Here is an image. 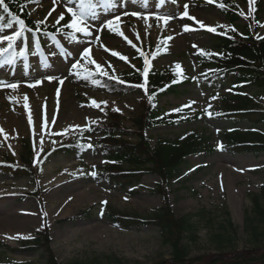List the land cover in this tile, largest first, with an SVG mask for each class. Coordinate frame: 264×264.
Wrapping results in <instances>:
<instances>
[{"label":"rangeland","instance_id":"374dc122","mask_svg":"<svg viewBox=\"0 0 264 264\" xmlns=\"http://www.w3.org/2000/svg\"><path fill=\"white\" fill-rule=\"evenodd\" d=\"M225 1L239 13L240 28L245 27L247 19L253 17V3L250 0ZM260 1L263 26L255 34L257 39L264 36V0ZM81 2L26 0V9L37 24L65 26L72 18L67 9L71 7L79 18ZM216 2L92 0L91 6L83 4L86 23L82 25L91 35L81 32L74 39L50 36L40 41L30 34L16 41L13 49L22 53L31 46L32 52L28 56L22 53L15 62L0 63V129L3 130L0 132V164L4 160L19 162L27 142L32 146L35 162L49 153L38 179H11L0 174V244L11 248L4 250L0 246V264H46L44 246L47 241L59 264L96 260L98 264H109L108 259H118L122 264L173 261L159 228L146 224L115 225L108 215L119 212L149 218L167 208L176 220L203 211L210 213L205 218H194L199 221L198 240L183 241L191 257L202 263L221 253L236 261L232 258L246 249H263L264 252V240L259 247L249 242L250 229L245 221L247 211L253 215L252 196L264 190V153L234 155L221 149L228 141L227 131L256 138L264 135V125L257 128L242 123L233 129L230 122L209 117L186 120L200 112L223 110L241 102L234 98L235 93L228 86L206 90L198 82L202 76L200 54L207 50L219 54L215 37L221 33L234 34ZM133 12L138 15H132ZM61 13L64 20L57 24ZM103 18L113 20L111 29L101 23ZM209 28L215 31H208ZM14 32L1 31L0 37ZM120 32L123 36L118 34ZM5 47L7 41L0 44V48ZM157 48L163 54H156ZM139 54L144 57L143 73L151 69H172L193 81L160 99V117H173L174 123L161 124L146 133L151 148L162 141L176 142L197 132L208 139L207 145L213 150H202L187 157L185 166L167 183L158 175L145 173L137 184L122 190L96 180L110 163L93 150L82 160L50 151L71 144L77 137H82L87 145H95L100 138L93 128H104L113 122V115L126 130L117 134L118 139L138 141L137 135L127 130L135 131L134 121L142 115V101L148 97L146 86L141 84L136 92L127 95L109 94L97 86L82 84L79 75L90 72L107 80L126 81L141 68ZM9 84L17 87L12 89ZM243 97L251 101L250 107L264 111V97L257 92L249 91ZM90 130L92 134H87ZM83 194L86 197L77 200ZM65 200L64 207L72 210L64 215L51 214V206ZM102 201L107 203L102 204ZM261 205L264 208L263 199ZM224 210L230 213L237 235L224 222ZM208 218L213 220L209 222ZM223 222L231 241L220 244L213 234L222 233ZM45 230L48 238L44 241L40 233ZM37 240L40 246L33 253L22 251L23 243L33 244ZM249 260L240 263L264 264L249 263Z\"/></svg>","mask_w":264,"mask_h":264},{"label":"trees","instance_id":"16d2710c","mask_svg":"<svg viewBox=\"0 0 264 264\" xmlns=\"http://www.w3.org/2000/svg\"><path fill=\"white\" fill-rule=\"evenodd\" d=\"M8 5V12L0 8V25L7 27L19 28L14 17L23 19L25 22V31L23 33L37 30L41 34L45 32L67 34L71 29L67 27L44 28L37 26L30 15L26 11V0H5ZM253 17L247 19V25L240 28V15L225 0H217L216 5L220 12L230 22L234 34H220L215 37V44L219 54L211 51L204 52L199 56V66L203 74L199 80L200 85L204 89L218 90L224 86H229L234 91V98L239 99L240 104L228 106L220 111H211L208 115L214 119L230 122L233 127H237L242 123L250 124L253 127L264 125V111L254 107H250V100L244 99L243 94L249 91L257 92L258 95L264 97V36L257 39L255 34L261 29L263 23L260 18L262 13V3L260 0H252ZM161 46L160 44L158 45ZM156 49L155 53H161L162 50ZM163 53V52H162ZM161 53V54H162ZM138 61L140 69L129 77L126 81H113L98 77L94 74L87 73L81 76L84 83L94 85L104 89L109 94L127 95L134 93L144 81L148 92L147 100L142 101L143 112L135 121V131L127 130V132L135 133L138 137L136 143L119 140L117 134L124 133L126 130L119 125L117 116L113 115V122L104 128H94L95 132H103V137L99 145L94 147L96 153H101L113 162L108 167L100 179L107 181L110 185L126 189L128 186L138 183L142 175L145 173L158 175L163 182L167 183L173 180L187 162V157L196 152L205 150L212 151V147L208 146V139L202 137L199 133L193 132L186 138L176 141H162L154 149L151 148L150 142L146 139V133L151 129L165 123H174L173 117H160L159 101L161 98L170 93H176L180 87L193 83V81L185 74L176 70L159 71L151 69L143 77L141 70L144 65V57L139 54ZM246 102V103H245ZM200 113L199 116H202ZM203 114L202 117H204ZM198 119L194 117L193 120ZM182 122V121H180ZM227 144L223 146V150L231 154H253L258 155L264 153V135L256 138H248L240 135V133L231 130L226 134ZM25 154L20 158V163L4 160L0 165V173L7 174L13 178L24 176L35 177L37 168L34 167L33 151L30 143H25ZM88 150L83 146L80 140H76L69 145H63L54 152L65 155H75L82 158L83 154ZM264 201V190L260 195L252 196L253 215L249 211L246 213V225L250 229V243L259 247L264 240V208L261 201ZM210 213L200 212L197 214H189L181 219L174 217L167 209H162L149 218L131 217L129 215L110 212L109 216L116 224H123L125 227L139 226L140 224L153 225L161 230L163 243L169 246L173 261H162L157 264H242L249 260L252 262H264L263 249H246L242 253L234 256L229 260L226 254H219L213 260L203 262L198 258L191 257L190 249L183 244L184 239L189 243L198 240L199 221L194 218H205ZM227 226L237 235L234 224L230 218V213L224 210ZM209 219V218H208ZM213 218L209 219L211 222ZM220 225L222 233L213 234L217 243L223 244L230 242V233L227 226ZM44 241L48 238V232L42 231ZM48 241L45 242V259L46 264L57 263L53 252L48 248ZM4 249H11L8 246L0 244ZM40 246V241L30 244L23 243L21 248L24 253H33ZM109 260V264H122L120 260ZM70 264H98V261L86 263L83 261H73Z\"/></svg>","mask_w":264,"mask_h":264},{"label":"snow or ice","instance_id":"6c2138e0","mask_svg":"<svg viewBox=\"0 0 264 264\" xmlns=\"http://www.w3.org/2000/svg\"><path fill=\"white\" fill-rule=\"evenodd\" d=\"M55 2V0H54ZM252 2V0H250V3ZM81 12L79 13V18H77V13L73 11V9L71 7H69L67 9V12L68 13H71V22H66V27L69 28V29H74L75 32L77 33H83L85 36H88V35H91V32L87 30L86 27H82V25H84L86 22L84 20V11H83V8H84V5H83V0L81 2ZM0 8H3V10L5 12H8L9 9H8V5L5 3V0H0ZM132 15H138V13L136 12H133ZM185 16L188 15L187 11H185L184 13ZM14 19L16 20V23L19 24L20 26V31H16L14 32L13 35H4L3 37H0V44L4 43L5 41H7V47L5 48H0V56H2L5 52H7L9 49H11L14 44L16 43V41L22 37L23 35V32L25 31V22L23 19H19V18H16L14 17ZM120 19L119 15L116 16V20L118 21ZM64 20V14L61 13L59 14V19L56 20V23L59 24L60 21H63ZM167 23V21H165ZM101 23H106L107 26L109 27V29H111L112 27V24H113V20L111 19H107V18H103L101 19ZM201 27H204L203 24H201ZM187 30V29H186ZM29 31H31L29 29ZM208 31H215L214 28H209ZM233 31H235V29H233ZM120 35L123 36V32H120L118 33ZM170 39V37H169ZM129 43H131L129 41ZM113 55H118L117 53L113 52ZM122 59H124V57H121ZM73 67H76L77 65L73 64L72 65ZM97 67H99V65H97ZM60 83H63V81H60ZM8 87L12 88V89H15L17 87L16 84H9L7 85ZM95 104V101L93 102ZM31 117L29 118V123H31ZM3 130L0 129V132H2ZM93 176H95V172L91 173ZM102 204H106L107 202L106 201H102L101 202Z\"/></svg>","mask_w":264,"mask_h":264},{"label":"bare ground","instance_id":"6f19581e","mask_svg":"<svg viewBox=\"0 0 264 264\" xmlns=\"http://www.w3.org/2000/svg\"><path fill=\"white\" fill-rule=\"evenodd\" d=\"M85 197L86 196L83 194V195L79 196L77 198V200H83ZM71 201H73V200H71ZM66 202H67V200H65V202L64 203H61L60 205H57V206H53L52 205L51 206V211H50L51 214H57V213H59V214L64 215V214L70 212L72 210L71 208L64 207V205L66 204ZM72 207H76V205H72Z\"/></svg>","mask_w":264,"mask_h":264}]
</instances>
